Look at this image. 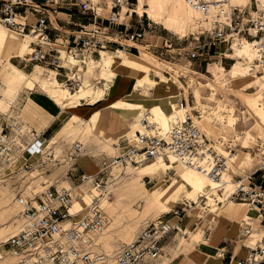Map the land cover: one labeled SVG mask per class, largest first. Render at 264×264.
Masks as SVG:
<instances>
[{
    "label": "built area",
    "instance_id": "obj_1",
    "mask_svg": "<svg viewBox=\"0 0 264 264\" xmlns=\"http://www.w3.org/2000/svg\"><path fill=\"white\" fill-rule=\"evenodd\" d=\"M135 1L0 0V25L27 41L30 52L23 58L26 62L52 69L56 80L75 92L84 85L87 62L94 60L93 55L99 50L138 52L136 44L144 40L142 26L146 22L144 15L134 12ZM184 3L208 22L207 27L200 25L191 32L190 45L181 48L184 56H200L217 45L222 50L214 54L225 56L231 49L233 36H249L256 39V61L264 70V0H249L243 7L233 5L230 0H184ZM133 13L137 17L131 21ZM119 21L123 22V29L110 28V24ZM191 93L177 92L169 99L177 106L189 104L190 111L198 115ZM141 123L145 129L135 131L133 138L125 134L116 138L113 144L116 154L102 159L96 172L79 173L78 184L105 190L121 176L120 172L115 176L111 174L113 166L121 169L127 164L138 166L156 157L166 161L172 157L176 163L217 180L235 152L230 146L225 153L218 151L212 138L202 132L187 111L183 119L172 122L167 130L149 124L145 118H141ZM45 132L26 128L9 113H0V168H7L11 178L19 173L28 179L36 175L41 178L40 189L31 184L28 194L15 188L12 198L19 206L21 224L2 243L4 249L0 256L9 254L14 259L13 264H100L105 255L98 251L95 237L103 231L107 220L99 200L93 199L82 213L75 215L70 212L76 196L72 187L58 186L49 175L44 177L60 161L70 163L75 169L83 146L75 140L60 157L47 147L34 158V142ZM233 182L230 192L212 194L218 204L213 212L228 203H239L248 211H255L263 227L261 234L253 237L250 224L240 220L235 244L249 247L244 258L229 263L264 264V158L246 177L235 176ZM185 215L186 211L179 205L141 226L134 237L123 244L115 264H158L166 237L173 232L188 236L186 228L172 222V218L180 219ZM213 219L211 216L203 220L204 242L209 240ZM251 238L257 239L252 242ZM217 253L224 257L227 252L220 247ZM233 257L230 252V259Z\"/></svg>",
    "mask_w": 264,
    "mask_h": 264
},
{
    "label": "rangeland",
    "instance_id": "obj_2",
    "mask_svg": "<svg viewBox=\"0 0 264 264\" xmlns=\"http://www.w3.org/2000/svg\"><path fill=\"white\" fill-rule=\"evenodd\" d=\"M136 3L137 0L135 1V4ZM135 4L133 8L135 7ZM247 4V1L241 3L242 7L246 6ZM143 6L148 7L147 0H143ZM167 7L169 12H171V6ZM136 17L137 16L133 13L131 21L135 20ZM143 18L146 23L148 22V25L143 23L142 27L145 30V34L150 36L147 37L150 41H143L142 44L146 43L149 45L147 46L148 50L145 49L147 52H149V54L143 53L140 55L143 57L152 58L155 64L160 67V73L162 72V76H164L161 77L159 74L155 75L151 73V79L159 83L160 81L164 82V85L160 84L157 89L152 88L151 86L148 88L145 86L143 91H139L142 94L140 97H136L135 101L140 102L144 105V107H147L154 103L149 99L167 96L168 93H163V91L160 90V87L163 88V86H165L166 88H169L170 93L183 92V89L184 92H187L188 90V92L193 93L194 89L199 85V81L203 83L207 81L208 84L198 86L202 95L196 96L197 107L200 109V111L203 110L201 115L206 116L207 119L213 122L212 124H215L219 130H224L221 135L225 137V147L230 146L233 147L234 150H237V152H234L233 154L239 156L238 161L240 162L236 168L232 170V178L235 176H243L248 171L253 170L257 166L258 162L264 158V123L259 120L258 117L254 116L250 110H246L241 105L242 100L240 95L242 93L248 94L254 98L257 95H260L261 102L259 101V104L256 106H260L261 108L263 107L264 109V86H261V83L264 85V73L260 74V72H263L264 70L261 69L259 63L253 59L252 49L254 48L256 39L242 35L233 36L231 49L227 50L224 54L229 56L232 55L234 62L238 61L242 64L253 63L257 64V66L254 67L253 72L249 71V74H247V80H239V78H236L237 76L231 77L230 79L227 69L234 63L232 62V58L230 59L229 57H225L222 54L215 55V57H212V59H210L209 56L204 57V55L186 57L182 53L183 51L181 48L190 45L191 32L195 31V29L200 25L207 27L205 22L202 21L199 26H185L183 27V32H177L175 29L174 31L170 30L164 24L162 25V23H155L151 21L145 14ZM134 26H136L135 23ZM11 35L12 37L8 38V41L11 43L16 40L20 42L22 41L20 37H16V35L13 34ZM243 41H245V43ZM220 50H222V47L217 45L211 47L209 51L218 53ZM24 54L25 53H23V55ZM221 58L223 60L222 64L224 67H227V69H225V75L223 77H218V75H216V69L220 66L218 65L215 69V77H217V79L227 78L230 85L227 87L225 84H218L217 81L214 80L212 85L216 93L209 96V83H211V81L207 80V78L204 76V74L207 75L206 67L207 64L212 61L220 63ZM11 62L18 69L25 73H29L32 77H34L32 81L34 80L33 82L35 83L32 84V90L27 89V87H23L12 97H10L9 100L6 101L4 109L0 107V113L5 114L9 110V114L22 121L26 128L33 126L37 131L45 132L47 130L43 136H40L34 142V158H37L40 155L39 152H41V150L44 151L47 147L50 148V150H53L55 154L60 157L65 153L71 142L75 140L81 142L83 146V151L78 157L81 159L77 161L84 166L89 164L88 158L91 156H96L100 159H106V157H110L114 154L111 148L110 151L106 150L108 149L106 143L97 134L89 133L84 136L83 132H80V130L83 128L81 123L82 120L87 119L94 112L100 116V113L97 109L92 111L90 114L83 115L80 113V108L83 105H95L101 100L106 102L116 89L115 86L113 87V83L110 84L113 88L103 87L101 84L102 81H100V84H95L97 82L96 71H93L90 75V78L88 79L90 85L89 88L85 90L84 96L78 97L77 99L81 106L78 105L77 102H66L62 107H57L46 98L44 94L45 89L40 85V80L48 79L51 76L54 77V72L50 74V69L48 68L47 70V67H34V63L26 62L21 57H13L11 58ZM231 62L232 64L228 66ZM85 71H88V69H85L84 72ZM251 73H254V75ZM118 82L121 84V82L126 83L128 81L124 79L118 80L117 84H119ZM180 83L183 85L181 86ZM1 90L2 88L0 87V93ZM33 93L41 94L38 95L40 98L38 99ZM71 93L75 94V92L72 91ZM106 95H108L107 98H105ZM144 96L145 98H148L145 101L141 100L144 98ZM115 99L113 100L115 101ZM113 100L109 101L108 105L113 102ZM157 102L160 103L161 100ZM163 102H167V100H164ZM193 102L195 105V99ZM238 107L241 109L238 110ZM41 108H43V110ZM108 109L113 112L111 108ZM190 110L191 109L188 108L186 111L189 112L191 116L192 111ZM204 110L206 112H204ZM114 111L120 112L121 110L118 107L115 108ZM209 111H216L217 114L214 113V116L212 117L211 115H208ZM73 112L79 117L76 122L71 121ZM199 113L200 112H198V114ZM127 114H130L131 120L123 130V133H125L135 121L142 117L141 113ZM192 114L196 115L197 112L196 114L195 112ZM230 121L234 122L235 126V130H232L231 133L228 132V128L226 126ZM96 125L99 126V129H102L105 132L104 135L101 136L105 139H109L108 143L112 145L116 137L107 135L106 129L102 128L98 122ZM237 125L244 126L238 128ZM243 130H252L251 136H244L242 134ZM88 166L91 168L92 164ZM240 166H245V171H241V174H238L237 169ZM73 167L74 166L70 163H63L60 161L59 164L53 166V168H50V171L47 172L46 176L44 177H48L49 175L51 181H57L56 184L58 186H64L66 188L74 187L79 183L77 180V175L79 172L77 171L76 167L75 169H73ZM125 167L129 168L125 169ZM125 167H123V169L118 167L116 170L113 167L114 171H112L111 174L115 176L118 172H120L121 176L109 184L106 191L107 199L115 205L114 208L116 212V218L113 219V215L111 214L112 211L104 208V206H102L103 203L101 204V207L103 208L106 215L107 223L103 231L95 237L98 251L105 255V260L100 264H115L116 256L123 244L131 240L134 237L136 231L141 226L151 220H155L158 216L164 215L173 207L181 205L183 206L184 211H186V215L192 216L194 219H200L202 221L205 218L212 216V212L214 210H211L212 206H207L205 204V199L203 196H197L196 200H193L190 196L184 195H180L176 199L167 196V193L172 188V183L175 184L178 179L176 167L171 166L173 167L171 170L159 175L156 178L147 176L141 177L142 184L140 186H138L139 184L135 185L131 177L132 175L136 174L135 172L139 170L141 166L127 165ZM28 178V176L21 177V173H19L16 178H11L8 169H2V167L0 168V251H3L4 249L2 243L9 235L15 233L21 224L18 218L19 210L16 211L13 205L12 197L15 188H20L24 194L29 193L31 184H36V188L40 189L39 182L41 178L38 175L35 177H30V179ZM87 188V192L96 194L97 196L100 194V190L93 189L91 187ZM203 191L209 192V187H205ZM160 192L163 194V198L156 197ZM100 198L102 199L103 196H100ZM89 201L90 200H83V197L81 196L80 200L78 201L80 205L77 206V210L81 209L84 205H87ZM184 203H187V206H184ZM189 206L190 208L187 209ZM192 206H196V208L194 209ZM217 206L218 204L215 201V205L213 207L215 208ZM259 231L260 233L262 231L260 227L256 230H253L252 233L259 234ZM194 232L200 233V230L196 229L195 231H189V235L187 237L185 236L186 239L180 242L179 239L184 236L181 234H175L174 232L170 234V238L169 240L167 238L166 243H168L170 247H174L172 250L163 248V251H169V255L164 256L162 259L163 264H168L170 259H173L177 254H179L180 249L184 244L187 243L189 239H197L201 244L205 243L201 239L200 234L197 235L194 234ZM168 241H170V243ZM164 243L163 245H165ZM176 243H178V246ZM196 244L194 246H196ZM173 251L174 253H172ZM188 251L190 250H186L184 253L186 256H189L190 254ZM199 251L201 250L195 249V253H199ZM2 255L6 257L0 258V264H12L9 254L2 253ZM206 257H209V259H214V256L211 253H209Z\"/></svg>",
    "mask_w": 264,
    "mask_h": 264
},
{
    "label": "bare ground",
    "instance_id": "obj_3",
    "mask_svg": "<svg viewBox=\"0 0 264 264\" xmlns=\"http://www.w3.org/2000/svg\"><path fill=\"white\" fill-rule=\"evenodd\" d=\"M147 1H148V7H144L143 0H137V3L135 4V7L133 8L134 12H136V14L140 16L145 14L147 18L150 19L151 21L155 23H162V25L164 24L170 30L174 31L175 29L177 32H183V27L199 26V24H201L203 21L197 12L191 10L190 8L186 6V4L184 3V0H147ZM230 1L233 5H238L242 7L241 3L245 1L248 2L249 0H230ZM167 6H171L170 7L171 12H169ZM203 22H205L206 25L208 26V22L206 21H203ZM115 25L119 27L123 26V22L119 21ZM11 34L13 33L9 29L0 25V87L2 88L1 93H0V107L3 109L6 105V101H8L9 98L12 97L15 93H17L21 88L27 87V89L32 90L33 88L32 84L35 83L33 82L34 80L32 81L34 77H32L29 73H25L22 70L18 69L11 62V58L21 57L23 56V53L30 52V46L26 40L22 39L21 42L16 40L13 43L8 41V38L12 37ZM147 37H150V36L145 34V37H144L145 42L150 41ZM243 42L245 43V41ZM147 46L149 45L146 43L136 44L138 52H135V54L129 50L117 49L116 51H114V50H102L101 49L103 52L100 53L99 59L89 60V62H87V67H86V70L88 69V71L83 72V74L96 71V81L97 83H100L99 80L102 81L101 84L103 85V87H108L109 83H111L114 78L121 77V78H126L130 80L132 82L130 91L127 94H125L122 98L115 99V101L113 100V102H111L108 105V108H111L113 112H115L114 111L115 108L119 107V109L121 110L120 113H135V114L141 113L142 114L141 118H145L149 124H154L162 128V130H167L169 129L172 122L176 121L177 119H180V120L183 119L185 117V111L188 110V108H191V106L189 104H187L186 106L175 105L174 102H172V100L169 99V97H171L173 94H171L169 92V88H166L165 86H163V88L160 87V90H162L163 93H168L167 96L159 97L158 99H156L157 97H154V99L151 98L150 100H154L153 101L154 103L150 104L149 106L144 107L143 104L135 101L136 97L141 96L142 93H140L139 91L141 90L143 91L145 86L147 88L151 86L152 88L157 89V87H159L160 84L164 85V82L160 81L159 83L151 79V73L155 75L159 74L161 75V77L164 76V75L162 76L163 74L162 72L160 73V67L155 64L152 58L143 57L140 55L143 53L149 54V52L146 51L148 50ZM252 50H253V59L256 60L257 53L255 50V44ZM225 56L229 57L230 59L232 58L229 55H225ZM106 59H107L108 65L104 64ZM33 66L39 67V68H45L38 64H33ZM256 66L257 64H253V63L242 64L236 61L227 69V72L230 75V79L231 77L237 76L236 77L237 79L239 78V80L244 81V80H247V74H249V71L253 72L254 67ZM224 71H225V68H223L222 66H219L216 69V75H218V77H223L225 75ZM52 72L53 71L50 70V74H52ZM206 72H207V75L204 74V76L207 78V80L211 81V83H209V92H208L210 96L216 93L212 85V82L214 80H216L218 84H222V85L225 84L227 87H229L230 84L227 78L217 79V77H215V69L213 67L212 62H209L207 64ZM262 73H264V71L260 72V74ZM251 74L254 75V73H251ZM157 77L160 78L159 76ZM84 83H85V80H84ZM206 84H208L207 81L204 83L199 81L198 86H202ZM40 85L42 86V88L45 89L44 94L46 98L54 106H57V107H62L66 102H72L73 98L77 96L76 94H81L84 91L83 86H82L80 89L75 91L77 93H75L74 95L65 86L61 85L52 76L48 79L40 80ZM180 85L182 86L183 84L180 83ZM261 86H264L263 83H261ZM187 92H184V89H183V93L185 95H187ZM193 96H194V93H193ZM240 97L242 100L241 105L246 110H250L254 116L258 117L259 120H261L264 123V109L263 107L261 108L260 106H256L257 104H259V101L261 102L260 95H257L254 98V97L249 96L248 94L242 93ZM155 100H161V101L167 100L166 109H164L165 107L163 108L160 105V103ZM239 109L241 108L238 107V110ZM6 113H9V110ZM208 113H209L208 115H211L212 117L214 116V113L217 114L216 111H209ZM99 117L100 116H98L97 113L95 112L91 114V116L88 117L87 119L82 120L81 123L83 125V128L82 130H80V132H83L84 136H86V134H89V133L97 134L106 143L107 148H108L106 150L107 151L108 150L110 151L111 149L113 150L114 154L112 156H114L116 154V151L114 149L113 144L116 141V139H114L113 144L111 145L110 143H108L109 139L107 138L105 139L104 137L101 136V135H104L105 132L102 129H99V126L96 125L97 122L99 123ZM78 118L79 117L73 112L71 116V121L76 122ZM141 118L135 121L131 125V127L124 133L128 138L130 139L133 138L135 131H138V130L143 131L145 129V127L141 123ZM191 118L193 122L196 123L197 126L202 130V132H204L207 136L212 137L214 147L218 151L223 152V146L225 144V137L222 136L221 134L224 132V130L223 129L219 130L218 127L215 124H212L213 122L209 121L206 116H203L200 114L194 115L191 113ZM226 126L228 128V132L230 133L232 130H235L234 122L232 121H230ZM251 132L252 130H243L242 134L244 136L249 137L251 136ZM236 152L237 150H235V153ZM238 160H239V156L232 154L229 162L227 163L226 170L221 174L219 179L214 180V179L209 178L206 174H204L203 172L199 170L193 169L188 166H183L180 163H176L172 157H169L167 161L161 157H156L155 159H152L148 162L138 165V166H141V168L137 170L135 172L136 174L132 175L131 178L135 185L139 184L138 186H140L142 184L141 177L147 176L151 178H156L159 175L164 174L167 171L171 170L173 167H176V170H177L176 174H177L178 179L175 184L172 183V188L167 193V196L173 199H176L180 195H184V196L192 197L193 200H196L197 196L198 197L203 196V198L205 199V204L207 206H212L211 210H213L214 209L213 206L215 205L216 199L212 196V194L214 196H219V191H223V194L230 192V190L233 187L234 182H233L232 175H231V178H229L228 175L233 173L232 170H234L237 166L236 164L240 162ZM127 165H131V164H127ZM113 167L115 168V170L118 168L117 166H113ZM113 167H112V171H114ZM128 168L129 167H125V169H128ZM2 169H7V168H2ZM251 171L252 170L248 171L243 176L246 177ZM87 187L88 186H85L82 184L81 185L78 184L72 187V189L75 191L76 196L72 199V203L70 206V212L74 213L75 215H79L80 213L83 212V210L87 208V206L93 199L97 198L100 202V205L103 203L102 206H104V208H106L109 211L110 210L112 211L111 213L113 215L112 217L113 219H115L116 218L115 217L116 212L114 208L115 205L107 199V194H106L107 187L105 190L93 188V189L100 190V194L98 196L96 194L87 192L86 191L88 189ZM205 187H209L210 191L209 192L203 191ZM84 192H87V193H84ZM81 196L83 197V200L85 199V201L87 200H90V201L88 202L87 205H84L81 209L77 210L76 204L80 205L78 201L80 200ZM100 196H103V198L101 199ZM156 197L163 198L164 196L160 192L157 194ZM228 204L232 205V204H239V203H228ZM13 205L16 211L19 210L18 204L14 202V200H13ZM239 205H242V204H239ZM192 208L195 209L196 206L195 207L192 206ZM18 218L21 222L19 213H18ZM260 228L262 229V227ZM187 233L189 235V231ZM260 234H261L260 232L259 234L252 233V236L255 237ZM185 239H186L185 237H182L179 239V242ZM178 243H176V245ZM174 251L172 253H174ZM3 257H6V256H3V255L0 256V258H3ZM9 257L13 264L14 262L13 257L12 256H9ZM162 258H164V255L160 258V260Z\"/></svg>",
    "mask_w": 264,
    "mask_h": 264
},
{
    "label": "crops",
    "instance_id": "obj_4",
    "mask_svg": "<svg viewBox=\"0 0 264 264\" xmlns=\"http://www.w3.org/2000/svg\"><path fill=\"white\" fill-rule=\"evenodd\" d=\"M103 23L105 25H107V22H103ZM109 26L111 29H117V30L124 28V26L119 27V26H116L115 24H110ZM16 37H18V36H16ZM143 41L144 40H141V41H139V43H142ZM101 52H103V51L100 50L98 54L95 53L93 55V59L94 60L98 59ZM28 53L29 52L25 53L23 56H21V58L26 56ZM132 53H134V52H132ZM216 54L217 53L214 54V52L208 51L206 54H203V55H204V57L209 56V58L212 59V57H215ZM217 55H219V54H217ZM231 57H232V55H231ZM232 59H233V57H232ZM232 62H234V59ZM232 62L228 66H230L232 64ZM212 63H213L214 69H216L218 65L227 69V67H224V65L221 64V63H223L222 58L220 59V63H217L215 61H212ZM104 64L108 65L107 59L104 62ZM50 70H52V69H50ZM91 74H92V72L83 74V78L85 80V83L83 86L84 91L81 94H76L77 96L73 98L72 102L78 103V100H77L78 97L84 96L85 90H87L89 88L88 79L90 78ZM124 79L128 82H126V83L121 82V84H120V82H118L119 84H117L118 80H124ZM129 81L130 80H128L126 78H121V77L114 78L113 81L111 83H109L108 88H111L112 85H110V84L113 83L114 84L113 87L115 86L116 89L112 93V95L109 97V99L106 102L101 100L100 102H98L97 104L92 105V106L83 105L80 108L81 109L80 113L83 115H86V114H90L92 111L97 109L100 113L99 125L102 128L106 129V131H107L106 134L110 135L112 137H116V138L121 136L122 134H124L123 130L126 128L128 122L131 120V116H130V114H127V113L122 114L119 111L111 112V110L108 109L107 106H108L109 101H112L115 98L116 99L122 98L125 94H127L130 91L132 82L131 81L129 82ZM99 82H100V80H99ZM95 84H100V83L96 82ZM169 92H170V89H169ZM75 93H77V92H75ZM193 93H194V99H195V105L194 106H195V108H197L199 110V112H200L199 114L201 115L203 110L200 111V109L197 107V99H196L197 95L198 96L202 95L199 87H196L194 89ZM33 94L38 99L40 98L38 95H41V94H37V93H33ZM171 94L175 95L176 92H171ZM208 95H209V93H208ZM107 97H108V95L105 96V98H107ZM146 99H148V98L144 97L141 100L145 101ZM156 99H158V98H156ZM138 100H140V99H138ZM150 101H154V100H150ZM155 101H160V100H155ZM78 105H80V104L78 103ZM160 105L163 108L165 107L164 109H166V107H167L166 102H163V101L160 102ZM41 109L43 110V108H41ZM204 112H206V111L204 110ZM242 126H244V125L238 126V128H240ZM226 150H227V147H225V145H224L223 146V152H225ZM80 159L81 158H78L77 160H80ZM88 161H89V164H86L87 166L86 165L84 166L83 164H81L77 161V167L76 168H77V171L79 173H81V172H85V173L96 172L99 164L102 161V159H100L99 157H96V156H91L88 158ZM90 164H92L91 168H90V166H88ZM236 165H238V164H236ZM237 170L239 171V172L237 171L238 174H241V171L242 172L245 171V166H240ZM228 177L231 178V174H229ZM235 205H238V206H235ZM77 206H78V204L76 205V209H77ZM212 217H214V219L212 221V225H211V229H210L211 231L209 233V240L207 242L201 244L197 239H191V240L189 239L187 241V243L184 244L182 246V248L180 249V253L177 254L173 259H170V262H168V264H228L231 261H232V263H234L235 261L242 259L246 256L247 248L249 247V245L240 246V244H237V245L235 244V239L238 236V224H239L240 220H246L248 222V224H250V226L253 230L258 229L259 227H263L262 226L263 224L261 223V218L257 217V214L255 211H248L245 208V206H241L239 204L223 205V206L219 207L216 212H212ZM172 222H176L179 227L186 228L189 231H195L196 229H199L200 233L194 232V234H197V235L200 234V237L202 239V235L204 233L203 228L205 226V223L202 220H200V219L196 220L192 216L185 215L184 217H182L180 219L172 218ZM169 236L165 238V241L164 240L162 241V246H163L162 250H163V248H167V249H171V250L173 249L174 246L170 247L169 244L166 243L167 238H168V240L170 238ZM226 239H227V241H225ZM256 239L257 238H251L250 241L254 242ZM168 242L170 243V241H168ZM163 243L165 245H163ZM195 244H196V246H194ZM220 247H223L227 252L224 257L219 256L217 253V249ZM195 249L201 250V251H199V253L198 252L195 253ZM186 250H190V251H188L190 253L189 256H186L184 254L186 252ZM230 252H232V254L234 255V257L232 259H230ZM209 253L213 254L214 259H209V257H206ZM163 255L164 256L169 255V251L168 252L162 251L161 256L157 260L158 264H163V260H162L163 258L160 260V258ZM171 257H172V255H171ZM232 263H229V264H232Z\"/></svg>",
    "mask_w": 264,
    "mask_h": 264
},
{
    "label": "trees",
    "instance_id": "obj_5",
    "mask_svg": "<svg viewBox=\"0 0 264 264\" xmlns=\"http://www.w3.org/2000/svg\"><path fill=\"white\" fill-rule=\"evenodd\" d=\"M132 52H134V53H135L136 51H132Z\"/></svg>",
    "mask_w": 264,
    "mask_h": 264
}]
</instances>
